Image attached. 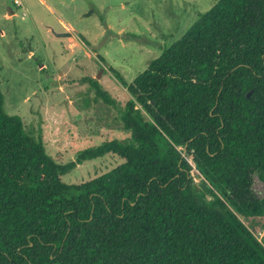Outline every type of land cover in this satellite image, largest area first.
<instances>
[{
	"label": "trees",
	"instance_id": "obj_1",
	"mask_svg": "<svg viewBox=\"0 0 264 264\" xmlns=\"http://www.w3.org/2000/svg\"><path fill=\"white\" fill-rule=\"evenodd\" d=\"M110 71L130 137L66 164L0 94V264H264V0H217L130 84ZM109 153L125 162L62 181Z\"/></svg>",
	"mask_w": 264,
	"mask_h": 264
},
{
	"label": "rangeland",
	"instance_id": "obj_2",
	"mask_svg": "<svg viewBox=\"0 0 264 264\" xmlns=\"http://www.w3.org/2000/svg\"><path fill=\"white\" fill-rule=\"evenodd\" d=\"M216 1L0 0L4 111L21 117L25 130L40 136L59 164L106 140L129 138L119 110L131 97L110 70L130 84ZM65 33L69 36H55ZM93 80L116 107L96 98ZM124 162L109 153L83 162L61 179L85 183ZM252 190L264 198L257 175Z\"/></svg>",
	"mask_w": 264,
	"mask_h": 264
},
{
	"label": "water",
	"instance_id": "obj_3",
	"mask_svg": "<svg viewBox=\"0 0 264 264\" xmlns=\"http://www.w3.org/2000/svg\"><path fill=\"white\" fill-rule=\"evenodd\" d=\"M10 9H8V11H9ZM55 36H57V37H65V36H69V34H67V33H65V34H55ZM250 95V93H248V95L247 96H249Z\"/></svg>",
	"mask_w": 264,
	"mask_h": 264
},
{
	"label": "crops",
	"instance_id": "obj_4",
	"mask_svg": "<svg viewBox=\"0 0 264 264\" xmlns=\"http://www.w3.org/2000/svg\"><path fill=\"white\" fill-rule=\"evenodd\" d=\"M62 21H63L64 27H65L66 21H64V20H62Z\"/></svg>",
	"mask_w": 264,
	"mask_h": 264
}]
</instances>
